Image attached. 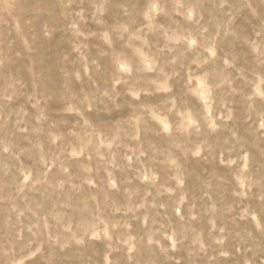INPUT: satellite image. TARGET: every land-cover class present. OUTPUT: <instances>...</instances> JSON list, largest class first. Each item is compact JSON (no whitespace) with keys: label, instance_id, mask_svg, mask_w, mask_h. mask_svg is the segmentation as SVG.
Instances as JSON below:
<instances>
[{"label":"rangeland","instance_id":"obj_1","mask_svg":"<svg viewBox=\"0 0 264 264\" xmlns=\"http://www.w3.org/2000/svg\"><path fill=\"white\" fill-rule=\"evenodd\" d=\"M0 264H264V0H0Z\"/></svg>","mask_w":264,"mask_h":264}]
</instances>
